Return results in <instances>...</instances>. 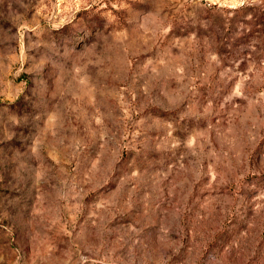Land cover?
<instances>
[{
  "label": "rangeland",
  "instance_id": "374dc122",
  "mask_svg": "<svg viewBox=\"0 0 264 264\" xmlns=\"http://www.w3.org/2000/svg\"><path fill=\"white\" fill-rule=\"evenodd\" d=\"M0 264H264V0H0Z\"/></svg>",
  "mask_w": 264,
  "mask_h": 264
}]
</instances>
